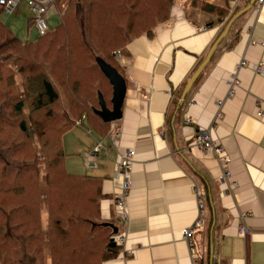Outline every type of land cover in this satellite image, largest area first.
<instances>
[{
    "label": "crops",
    "instance_id": "obj_1",
    "mask_svg": "<svg viewBox=\"0 0 264 264\" xmlns=\"http://www.w3.org/2000/svg\"><path fill=\"white\" fill-rule=\"evenodd\" d=\"M257 1L233 21L184 99L183 91L210 47L247 4L175 3L169 20L152 37L140 35L116 52L126 82L121 118L106 123L94 106L92 114L75 117L65 133L77 131L71 140L64 134L63 150L78 156L66 168L87 176L90 192L100 194L92 220L111 225L112 238H125L122 244L113 240L115 253L102 264H264V2L259 8ZM235 72L238 80L230 96ZM105 87L111 103L108 79ZM219 100L224 101L221 117ZM209 127L231 157L229 180L222 179L219 159L190 146L198 131ZM97 144L96 165L88 168L84 156ZM128 150L135 156L128 219L123 221L114 204L123 178H115L114 170ZM195 188L203 197L205 223L194 234L192 252L182 231L199 214ZM241 225L247 235L240 232Z\"/></svg>",
    "mask_w": 264,
    "mask_h": 264
},
{
    "label": "trees",
    "instance_id": "obj_2",
    "mask_svg": "<svg viewBox=\"0 0 264 264\" xmlns=\"http://www.w3.org/2000/svg\"><path fill=\"white\" fill-rule=\"evenodd\" d=\"M59 1L60 4L65 5L68 12L71 0ZM184 1L187 5L193 6L189 0ZM248 1L245 0L242 5H246ZM165 2L166 11L163 10ZM177 2V0H159L156 3L153 0H116V5H113L116 6V9L114 11L104 9V14L109 19L111 13H115L118 8L122 16L126 15L125 19L130 21L129 26L123 31L124 34L120 30V26H117L120 40L125 39L124 43L119 45L114 44L116 41L108 42L106 33L99 36L96 34L98 37L94 36L90 30L96 26L93 23L89 24L86 14L85 21L80 22L78 29H69L71 27H68V23H64L66 12L62 16L63 25L61 28L51 29L47 34L40 35V38L33 43L22 41L0 20V30H7L8 34H11L3 36L0 33V50L8 48L13 51L20 44L39 49L40 43L43 41L45 48L42 54L46 59L43 62L45 73L46 71L49 73L48 70L51 67L62 71L60 79L54 80L50 74L46 73L47 76L43 74V68L39 69L38 67L36 70H32L35 75L33 73L31 75L30 68L28 69V78L34 75L30 80H27L26 84L30 96L33 95V109L42 111V117L46 118L47 123L45 122V128L42 127L41 144H32L29 142V138L25 144L19 141L13 142L10 148H13L14 153L25 149L30 151L31 157L24 160L14 158L9 152V147L7 148L5 145V141H10L12 138V134L3 133L8 130L10 124L14 125V122L9 119L14 121L10 114L14 113L16 121L20 119L19 125L22 132L26 134L29 132L26 126L27 120L23 116L26 96L10 97V91L12 92L13 87L18 83H11L10 80L16 73L10 75V71L8 68L6 70L5 66L7 63L17 62V71L21 74L23 67L19 62L33 63V59L22 58L23 61H18V58L10 57L6 63L0 61V135H2L0 150L7 152L6 156H0V264H72L74 262L72 256L75 253L85 251L91 254L96 251V256L91 254L89 259V264H94L93 258L98 257L102 262L114 255L116 246L109 234L112 230L111 225L92 220L95 217L94 211L98 209L100 194L95 191L90 192L87 176H77L62 168V155H64L62 135L75 125L77 119L86 114L85 109L92 108L91 100L98 103L95 91L101 90L104 95L102 88L107 77L100 69L97 58H101L119 72L112 45L119 46L118 50H124L130 41L140 35L147 34L152 37L155 28L169 20L170 10ZM76 4L75 13L77 14V9L83 13L98 7V5L101 7L103 0H76ZM132 12L135 20L140 19L141 12L143 15L156 16V23L141 33L133 34L135 30L131 26L135 24H133V18L131 19ZM114 17L110 19L114 20ZM117 19L121 20V17H117ZM116 23L121 22L118 23L116 20ZM67 28L68 30H66ZM90 57H93L91 65H89ZM81 64H85L95 74L87 80L90 84L89 90H85L89 93H87L88 96L84 94L80 97V94L75 95L74 86L80 74H86L82 71ZM79 68L80 70H77ZM7 72L9 76L5 80L2 74ZM61 82H65L66 86ZM68 87L73 90L68 91L71 93L69 96L65 93ZM57 102H60L63 107L60 106L58 114L54 112L48 118L47 115H50V111L45 109ZM93 109H91L92 112ZM9 173L11 174L10 178L8 177ZM26 195H29L30 198L25 199ZM41 207L50 216V219L46 221L49 225L47 228L43 223L37 221ZM78 233L81 234V241H78L77 245V240L71 241L70 238L72 239ZM74 251L75 253H73ZM76 264L81 263L77 261Z\"/></svg>",
    "mask_w": 264,
    "mask_h": 264
},
{
    "label": "rangeland",
    "instance_id": "obj_3",
    "mask_svg": "<svg viewBox=\"0 0 264 264\" xmlns=\"http://www.w3.org/2000/svg\"><path fill=\"white\" fill-rule=\"evenodd\" d=\"M153 1L155 3L159 2V0H153ZM177 1L185 2L184 0H177ZM189 2L192 3L193 5L198 6L199 3H201V0H194V1L189 0ZM244 2H245V0H244ZM242 4H240V5H242ZM76 5H77L76 0H71V5L69 6V10H68L67 14L64 16V23H66V24L68 23V25H69L68 27H71L69 29H75V28L78 29L80 22L85 21V18L87 17V19H89V24L93 23L94 26H96V28L94 27V29L90 30L91 32H93L94 36L98 37L99 35L106 33L108 42L116 41V43H114V44H118V45L124 43L125 39L122 38L120 40V36H118L117 26H120V30H122V33H123V31L126 30L127 26H129L128 24L130 23V21L128 22L125 19L126 15L122 16V14H121L120 10H118V8L116 10L117 14H115L116 13V11H115V13H111V16L109 15L110 18L115 16L114 20H111L110 18L108 19L107 18L108 16L106 14H104V9H108V11H114L116 9V6H113V5H116V0H103V4L101 7H100V5H98V7H94V8H92V10H89L88 12L81 13L77 9V14L75 13ZM165 7H167L166 2L164 3V9H163L164 11H166V9H167ZM85 14H86V17H85ZM31 16H32V12H31V8H30L27 0H22L18 6V11L13 13V14H6L3 11L0 12V20L9 29H11L13 31L15 36L19 37L22 41H24V42L28 41L29 43L36 42V40H38L40 38L39 37L40 35L38 34L37 30L31 24ZM117 17H121V20L117 19ZM132 18L134 21L133 24H135V25L131 26V28H133L135 30L133 34L141 33L147 27L154 25V23H156V19H157V17L153 16V15H149V16H147L146 14L143 15L142 12L140 13V19H138V20L134 19L133 12H132L131 13V19ZM116 20L118 21V23L119 22H121V23L117 24ZM49 25L52 29L53 28H61L63 25L62 20H61V16H58L55 14H53V15L50 14L49 15ZM66 30H68V28ZM0 33L3 34V36L11 35V34H8L7 30H2V29L0 30ZM52 35H53V33L51 34V38H52ZM40 44H41V47L39 49L36 47H33V46H27L26 47V46H23L20 44L13 51H10L8 48L7 49L2 48L0 50V61H3L5 63H6L7 59L10 57L18 58V61H20V60L23 61L22 58H24L25 60L33 59V63H30V62L28 63L27 61H25V62L23 61V63L19 62V64L23 67L21 74L17 71V66H16L17 62L7 63V66H5L6 70L8 68V70L10 71V75L16 73V75L13 76L12 80H10L11 83H15V84L18 83V85L16 84V86L13 87L12 92L10 91V97L12 96L14 98V97H25L26 96V98H25L26 105L24 108L23 116L27 120L26 126L29 130L28 134L22 132L20 129L21 127L19 125L20 119H17V121H16L14 113L10 114L13 116L14 121L11 118H9V119H10V121L14 122V125L10 124L8 126V130L3 131V133L8 132V134H10V135L12 134V138L10 141H5L6 142L5 145L7 146V148L9 147V152L13 155L14 158L24 159V160H27L28 158L31 157L30 151L28 149H25V150H21L17 153H14L13 148H10L13 145V142L19 141V142H22L23 144H25L29 138V142H31L32 144L33 143H40L41 144L40 140L42 138L40 135H42V133H43L42 127L44 126V128H45L46 123H47L45 121L46 118L42 117V114H43L42 111H40V112L37 110L34 111V109H33V106H34V105H32L33 95L30 96L29 92L27 91V88H26L27 80H30L35 75V73L32 72V70H36L38 67H39V69L43 68V70H44L43 74H45L46 76H47V74H50V76L54 80H57V79L59 80L60 75L62 74L61 69L57 70L54 67H51V69L48 70L49 73H47V71H46L47 74L45 73V69L43 67L44 66L43 62L46 59H45V55L42 54V51L45 48V44L43 41ZM46 44H49V42H46ZM118 47L119 46L114 47L112 45V49L115 50V55L117 54L116 52L118 51ZM92 58L93 57H90L89 65L93 64ZM29 68H30V72H31L30 74L31 75H32V73L34 74L32 77L30 76V78H28L29 75L27 74ZM81 68L83 69L82 71L86 74H80L79 78L76 77L77 78L76 80H78V81L75 82V86H74V89H76L75 95L80 94V97L83 96L84 94L88 96L89 93L85 92V90H89V87H90V84H88L87 80L90 79V76L93 77L95 74V73L93 74L92 69H88L89 67L87 68L85 66V64H81ZM77 70H80V68ZM2 75H3L5 80L8 79V76H9L8 72L3 73ZM64 83H62V84L65 85ZM30 89H32V88L30 87ZM102 89H103L102 90L103 93H105L104 96H105V100L107 102V106H111L110 98L108 97V94H107V87H105V88L103 87ZM68 91L71 92L73 90L71 89V87H68L67 91L65 90V93H67V95L69 96L71 93H69ZM94 93L97 94V99L99 100L98 91H95ZM90 102H92V100ZM98 105H99L98 103H93L92 108H94V106L97 108ZM50 106L51 107H49L48 109H45L47 111H50V115L46 114L48 116V118L50 116H52L54 112H56L58 114L60 111V106L63 107V105L60 102L54 103ZM92 108L88 107L87 109H85L86 114L87 113L92 114L93 113L91 110ZM49 120H51V119H49ZM85 124H86V122H85ZM74 130H77V128H74ZM43 131L45 132V130H43ZM76 132L73 131V132H71V134H68V135H66L65 134L66 132H65L64 134L66 136L63 134L62 138H63V136H65V138L71 140L72 135L77 134ZM1 136L2 135H0V138H1ZM0 142H1V140H0ZM42 143H43V140H42ZM70 148H71V146L69 143V148H67L66 150L69 151ZM63 153H64V155H62V168H65L66 171L68 173H70L69 169L66 168V164L72 160L71 157H75V156H70V155H72L71 152L67 153L64 150H63ZM6 154H7L6 151L0 150V156H6ZM77 157L78 156H76L75 158H77ZM0 169H1V165H0ZM8 177L9 178L11 177L10 173L8 174ZM29 198H30L29 195L25 196V199H29ZM53 206H54V203H53ZM42 208L43 207H41V211L39 210V212H38L37 221L41 224L43 223L45 228H47V226L49 227V225H47L46 221L48 219H50V216H48L43 211ZM69 235H70V233H69ZM80 235L81 234L78 233L72 239L70 238V240L71 241L77 240V245H78V241L79 242L81 241ZM73 253H75V251ZM91 254H95V256H96L97 253L95 251L94 253H91ZM91 254H89L88 252H85V251H80L78 254L75 253V255L72 256V260L74 261L72 264H76L77 261L81 264H89V262H90L89 259H90ZM69 259H70V257H69ZM69 259H67V260H69ZM92 261H94V264L102 263V262H100V258H98V257L93 258Z\"/></svg>",
    "mask_w": 264,
    "mask_h": 264
},
{
    "label": "built area",
    "instance_id": "obj_4",
    "mask_svg": "<svg viewBox=\"0 0 264 264\" xmlns=\"http://www.w3.org/2000/svg\"><path fill=\"white\" fill-rule=\"evenodd\" d=\"M22 0H0V11L5 12L6 14H13L18 11V6ZM32 16H31V23L37 30L39 35H45L50 30L51 27L49 25V15L55 14L58 16H63L66 13V7L64 4H60L59 0H27ZM259 8L264 2V0H258ZM61 5V6H60ZM60 7V8H59ZM255 43V42H253ZM264 44V42H262ZM245 64V62H242ZM237 72L232 75L230 82L231 89L229 91V95L232 96L234 93V85L237 82ZM224 101L219 100L218 102V112L217 117L222 116L221 108ZM190 121V119L188 118ZM111 129H114V124H112ZM212 127L209 128H202L198 131V134L195 139L192 140L190 146L193 148H197L201 150L203 153L211 156H215L219 159L220 165L222 167V179L229 180L231 178V171H230V164H231V157L226 153L224 148L217 144L215 141L212 133ZM114 135H118L117 133ZM101 149V144H97L93 146L84 156V162L86 167L91 168L96 165V161L98 158V154ZM135 151L128 150L125 154L117 161L114 170V177L115 178H123V184L118 193L115 196L114 204L116 206V217L125 221L128 219V213L126 209V199L130 193L132 188V182L130 180V175L132 171L133 161H134ZM198 194V209L199 214L196 218L195 222L191 226H187L183 228V238L188 241L190 246V250L193 252L195 250V245L193 243V237L196 230L204 225V212H205V204L203 201V197L201 192L198 188H195ZM240 232L242 234L247 235L248 229L244 226H240ZM114 242L117 244H122L125 241L123 234H116L113 236Z\"/></svg>",
    "mask_w": 264,
    "mask_h": 264
},
{
    "label": "water",
    "instance_id": "obj_5",
    "mask_svg": "<svg viewBox=\"0 0 264 264\" xmlns=\"http://www.w3.org/2000/svg\"><path fill=\"white\" fill-rule=\"evenodd\" d=\"M255 2L256 0H249L245 7L240 9L234 16H232V18L229 20L224 30L221 32V34L218 36V38L214 41V43L210 47L205 59L202 61L200 66L197 68V70L195 71V73L187 83L182 94V99H184L185 94L193 85V83L197 80V78L200 76L205 66L211 61L213 54L217 50L222 39L227 35L233 21L239 16H241L244 12L252 8ZM97 62L100 66V69L105 74V76L107 77V79L109 80L110 84L113 87V96L111 100L112 107L109 108L107 106L106 100L104 99V95L102 94L101 91H98L99 108H95L94 112L104 122L109 123L111 121L121 118L122 116V107L126 94V82L124 77L118 72L116 68L110 66L101 58H97Z\"/></svg>",
    "mask_w": 264,
    "mask_h": 264
}]
</instances>
